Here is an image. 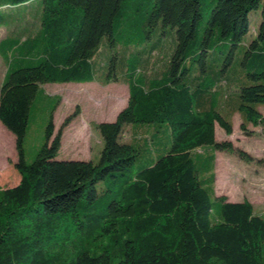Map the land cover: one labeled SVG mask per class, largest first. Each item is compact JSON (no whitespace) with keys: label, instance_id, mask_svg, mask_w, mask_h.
<instances>
[{"label":"trees","instance_id":"16d2710c","mask_svg":"<svg viewBox=\"0 0 264 264\" xmlns=\"http://www.w3.org/2000/svg\"><path fill=\"white\" fill-rule=\"evenodd\" d=\"M31 6L38 16L30 20L0 11L7 27L0 123L15 136L21 176L0 187V264H264V219L248 201L214 190L216 153L233 151L217 141L216 126L231 135L232 122L217 110L219 92L206 75V59L220 47L230 49V67L250 33V13L261 10L244 62L250 85L240 87L234 113L242 130L264 133V0H0V9ZM160 24L176 31L168 69L136 78L139 62L131 63L127 107L115 122L97 125L99 161L57 160L62 130L54 136L53 110L28 163L25 138L40 86L119 83L114 63L96 60L102 41L138 56ZM196 64L201 74L192 77ZM126 125L166 128L171 146L134 170L157 148L153 137L122 142Z\"/></svg>","mask_w":264,"mask_h":264},{"label":"rangeland","instance_id":"374dc122","mask_svg":"<svg viewBox=\"0 0 264 264\" xmlns=\"http://www.w3.org/2000/svg\"><path fill=\"white\" fill-rule=\"evenodd\" d=\"M8 19L16 18L30 20L37 18L34 6L29 8L0 9ZM207 8L202 6L205 17ZM250 33L234 54L230 67L224 68L230 54V49L220 47L210 52L206 59L208 80L215 81L218 90L217 110L232 122V134L227 135L219 125L216 126L218 142L230 143L233 151L217 152L215 165L214 190L217 196H225L230 202L248 201L253 205L256 215L264 219V133L252 125L247 131L241 129L240 114L234 113L239 103V89L250 85L244 67L249 44L255 38L262 21L261 10L250 13ZM20 29L24 27H19ZM7 27L0 25V39ZM176 46V31L170 27L162 28L160 24L152 33V39L147 42L138 56H133L135 50H123L121 47H109L104 39L96 56L97 62L109 61L114 63L119 83L104 86L100 83L88 84H46L41 85L31 110L30 121L25 138L26 160H35L38 151L45 141L46 126L54 110V136L62 130L61 149L57 160H80L97 163L104 148L103 138L97 129L101 123L115 122L118 114L124 110L129 101V88L124 84L131 63L139 62L136 78L143 75L163 77L168 69L171 55ZM152 51H154L152 53ZM148 61L156 62V66H148ZM136 62V63H137ZM0 56V90L6 69ZM196 74H201L199 65H195ZM264 114V107H259ZM66 126L64 123L68 120ZM122 142L129 144L144 143L153 137L157 150L145 151L134 165V170L148 163L149 159L156 160L165 147L171 146V133L164 128L160 133H154L149 126H130L124 128ZM151 149V143H149ZM159 148V149H158ZM152 151V152H151ZM243 152L253 161H247L240 156ZM15 136L0 123V187L10 188L18 185L20 174L14 164L17 162ZM102 184L98 185L100 193Z\"/></svg>","mask_w":264,"mask_h":264},{"label":"crops","instance_id":"0c3cea01","mask_svg":"<svg viewBox=\"0 0 264 264\" xmlns=\"http://www.w3.org/2000/svg\"><path fill=\"white\" fill-rule=\"evenodd\" d=\"M3 36L4 37H2V39H0V47H1V43L3 42V40L6 38V36H7V33H6V31H5V33L3 34ZM4 66V65H3ZM5 67V66H4ZM5 69H6V67H5ZM6 73H7V69H6V72H5V76H6ZM4 79H5V77H4ZM4 81V80H3ZM88 84V83H87Z\"/></svg>","mask_w":264,"mask_h":264}]
</instances>
